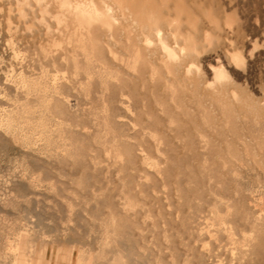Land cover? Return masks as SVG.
Wrapping results in <instances>:
<instances>
[{
  "label": "rangeland",
  "instance_id": "rangeland-1",
  "mask_svg": "<svg viewBox=\"0 0 264 264\" xmlns=\"http://www.w3.org/2000/svg\"><path fill=\"white\" fill-rule=\"evenodd\" d=\"M231 1L264 76V0ZM5 16L1 2L0 264H264V117L128 78L70 80Z\"/></svg>",
  "mask_w": 264,
  "mask_h": 264
},
{
  "label": "bare ground",
  "instance_id": "bare-ground-1",
  "mask_svg": "<svg viewBox=\"0 0 264 264\" xmlns=\"http://www.w3.org/2000/svg\"><path fill=\"white\" fill-rule=\"evenodd\" d=\"M0 1L6 7L8 34L37 42L55 64L58 57L71 63L70 80L82 74L88 80L93 74L106 80L128 78L139 81L141 91L157 87L174 96L182 90L214 112L264 117V76L249 65L259 56L254 53L259 39L246 34L231 0ZM80 59L90 65L84 73ZM61 75L66 77L55 70L53 78ZM121 97L132 112L130 90Z\"/></svg>",
  "mask_w": 264,
  "mask_h": 264
}]
</instances>
